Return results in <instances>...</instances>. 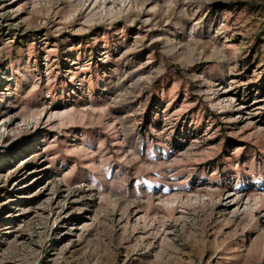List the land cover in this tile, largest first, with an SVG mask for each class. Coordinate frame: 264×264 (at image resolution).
Segmentation results:
<instances>
[{
  "label": "rangeland",
  "instance_id": "rangeland-1",
  "mask_svg": "<svg viewBox=\"0 0 264 264\" xmlns=\"http://www.w3.org/2000/svg\"><path fill=\"white\" fill-rule=\"evenodd\" d=\"M0 264H264V0H0Z\"/></svg>",
  "mask_w": 264,
  "mask_h": 264
}]
</instances>
